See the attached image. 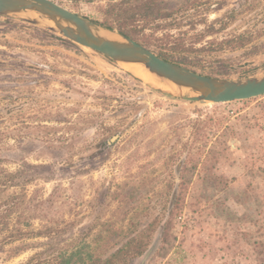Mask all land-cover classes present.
Instances as JSON below:
<instances>
[{
    "label": "rangeland",
    "instance_id": "1",
    "mask_svg": "<svg viewBox=\"0 0 264 264\" xmlns=\"http://www.w3.org/2000/svg\"><path fill=\"white\" fill-rule=\"evenodd\" d=\"M202 3L170 31L203 35L195 72L264 74V0ZM60 4L99 24L105 1ZM159 86L0 15V264H57L135 212L172 228L131 264H264V95L201 103Z\"/></svg>",
    "mask_w": 264,
    "mask_h": 264
},
{
    "label": "trees",
    "instance_id": "2",
    "mask_svg": "<svg viewBox=\"0 0 264 264\" xmlns=\"http://www.w3.org/2000/svg\"><path fill=\"white\" fill-rule=\"evenodd\" d=\"M57 1L62 3L65 0ZM66 1L77 7L82 3L100 0ZM104 1L100 25L150 47L165 60L196 71L195 62L200 59L193 54L196 51L194 45L203 35H196L187 43L182 33L175 36L170 31L173 28H182L185 17L189 20L186 24L195 26L192 14L188 13L208 0H182L174 3L172 0ZM237 39L239 43L235 47H243L252 41V35L243 34ZM0 185H3L1 181ZM123 214V220H126L129 212ZM173 215L171 211L170 217ZM139 218V213L135 212L130 216L126 227L120 226L114 231L102 227L91 241L81 239L57 264H131L138 258L151 254L159 243L169 241L171 218L163 225L160 215L142 225Z\"/></svg>",
    "mask_w": 264,
    "mask_h": 264
},
{
    "label": "water",
    "instance_id": "3",
    "mask_svg": "<svg viewBox=\"0 0 264 264\" xmlns=\"http://www.w3.org/2000/svg\"><path fill=\"white\" fill-rule=\"evenodd\" d=\"M0 15L45 27L116 62L141 64L176 91L177 96L189 101L216 104L264 95V74L244 79H223L195 72L163 59L136 40L55 0H0ZM107 32L116 36L110 37Z\"/></svg>",
    "mask_w": 264,
    "mask_h": 264
},
{
    "label": "bare ground",
    "instance_id": "4",
    "mask_svg": "<svg viewBox=\"0 0 264 264\" xmlns=\"http://www.w3.org/2000/svg\"><path fill=\"white\" fill-rule=\"evenodd\" d=\"M106 35L110 36V37H114L116 35L107 32ZM125 65V64H124ZM127 67L136 75L140 76L141 78L147 80V81H151L153 83H156L158 85H161L159 87H168L169 89H171V87H169L166 83H163L159 78H157L155 75L153 76V74H151L143 65L138 64V63H129L127 64Z\"/></svg>",
    "mask_w": 264,
    "mask_h": 264
}]
</instances>
